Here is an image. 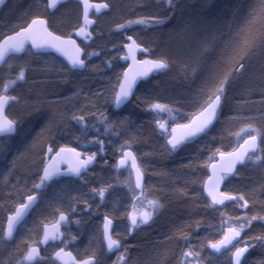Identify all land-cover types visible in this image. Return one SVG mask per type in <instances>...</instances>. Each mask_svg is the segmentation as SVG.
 <instances>
[{"label":"trees","instance_id":"obj_1","mask_svg":"<svg viewBox=\"0 0 264 264\" xmlns=\"http://www.w3.org/2000/svg\"><path fill=\"white\" fill-rule=\"evenodd\" d=\"M161 1L165 4H161ZM127 2L129 0L121 1L120 6L126 7ZM185 2L186 0H173L170 5L168 0H156V4H159V13L153 17H158L163 23L144 24L146 30L138 35L139 40L135 39L149 47L152 56L166 59L169 68L141 81L131 99L121 108H114L113 98L125 67L121 60L123 44L126 35H133L132 29L137 27L121 23L112 15L99 20L98 18L106 13H93L94 18L91 15L90 19L94 21L96 17L98 18L88 26L92 29L91 43L81 44L77 35L78 28L70 29L84 22L81 4L75 1L74 5L71 4L73 6L72 10L70 8L71 13L68 14L70 21L66 22V25L71 22L74 25L70 27L65 25V28L69 29V34L61 35L72 36L80 43L84 51L85 67L73 68L59 55L35 51L31 47H27L20 54L12 55L21 60L18 71L25 70V80L27 71L31 69L29 63L36 61L42 63L44 66L42 70L48 73L42 74L44 75L42 77L50 76L48 78L50 88L45 91L38 84L31 88L32 92L28 90V95L34 96L30 97L31 100L38 101L32 108H27L22 103L23 99L19 92L9 89L10 94L19 98L17 104L23 107L20 112H16L11 108L15 102L9 104L7 115L17 121L16 131L13 135L0 137V264H18L26 249L38 242L42 224L52 220L57 209L73 214L85 203L87 195L93 192L84 190L87 188L84 183L85 177L93 168L84 173L82 178L59 177L44 183L39 190L33 187L34 184L40 183L49 146L53 150L61 145H68L84 153L95 152L96 161L97 158L102 159L112 170L116 158L122 152V145L136 153L148 176L147 185L150 189L155 188L154 195L160 199L164 196L166 206V200H173L176 203V214L173 217L161 216L143 230L145 236L151 238V245L147 249V261H150L148 264H178L182 253L189 247L208 255L209 242L216 241L224 234L222 220L231 218L232 224L238 217L251 219L253 215L264 216V166L257 168V171L256 167L253 169L248 167L244 169L245 171L239 172L236 179L230 175L223 183L224 191L235 196L244 195L249 201L248 208L240 206L243 201H231L221 206L210 207L211 203L203 193V181L208 173V164L215 159L217 149L227 151L234 148L246 136L242 134L237 137L235 134L249 123L259 127L258 119L264 118V54H261L260 49L243 61L244 71L227 86L226 97L222 101L218 118L204 133L172 151L168 147L166 135L156 123L157 120L166 123L168 131L170 125L187 120L200 109L203 99L206 98L201 96V90L205 88L209 77L215 71L214 65L220 61L221 53L233 43V38L238 43L240 40L238 33L242 29H246L250 35H258L264 31V0H204V6L206 8L209 6L210 10H203L200 16L189 15L188 19L184 20L185 28L193 29L191 38L187 41L182 38L181 51L173 49L172 52L175 45H168L163 40L170 38L169 29L176 19L175 14L180 13L183 7L191 9L190 12L200 13L199 2L191 0L186 6ZM26 3L29 4V8L20 9V16H18L20 13L8 14L0 22V39L25 26L34 16L47 17L48 26L54 29L50 23L51 14L45 7V0H26ZM170 17L171 19L166 22ZM253 17L254 22L249 23ZM198 21L200 33L196 31ZM121 24L126 27L119 29L118 25ZM194 42L195 44H192ZM170 52L173 57L168 55ZM194 68L202 69L199 71L200 84L196 87L189 81ZM51 69L54 73L48 72ZM3 82L0 75V89L3 88ZM41 90L43 92H40ZM155 103L168 105L172 111H153L149 106ZM74 115L85 117L83 128L72 119ZM103 117H107V124L112 125L111 128H106V124L102 122ZM95 141H103V152L100 151V144ZM113 143L116 145L115 148ZM156 149L158 153L164 149L165 160L151 163L147 160V153ZM254 179L255 189L249 188L248 183ZM31 194H37L38 199L31 209L32 213L23 220L22 224L27 225L26 232L20 234L16 232L12 238L5 239L8 215ZM80 210L83 212L80 220L86 224L88 216L85 214V206L78 212ZM221 212L224 213L223 216ZM165 218L168 219L166 223ZM227 226L230 225L224 227ZM251 226L256 230L257 227L261 229L249 236L250 226H246L241 233L239 246H244L245 243L250 245L244 256L246 261L251 252L258 251L254 263L249 264H264V241L255 239L264 236V221H252ZM137 231L133 230L127 234L126 239L123 237V241L125 239L133 244L127 247L130 255L135 245L134 236L139 234ZM97 247L99 250L91 254L102 257L101 242ZM195 262L193 261V264H196ZM208 263L232 264L229 256L223 262ZM32 264L58 263L48 252H42Z\"/></svg>","mask_w":264,"mask_h":264},{"label":"snow or ice","instance_id":"obj_2","mask_svg":"<svg viewBox=\"0 0 264 264\" xmlns=\"http://www.w3.org/2000/svg\"><path fill=\"white\" fill-rule=\"evenodd\" d=\"M80 2L84 5V24L80 26L77 35H83L85 38L90 36L88 32V26L93 24L94 21L89 18V11L92 8H95L97 13L100 12L102 8H107L108 4H99L92 5L89 4V0H80ZM173 0H168V3L171 5ZM4 3V0H0V5ZM62 3V0H46L45 7L49 10L56 9L59 4ZM254 22V17L249 23ZM137 23V24H160L163 23L158 17H150V18H139L136 21H129V24ZM48 21L46 18H42L40 16L34 17L31 22L27 25V27H21L20 31L15 32L14 35L8 36L5 40L0 43V63H7V60L10 59V53H18L24 50L25 44L27 42H31L33 48L41 49L45 47L56 48L58 51L61 50L60 44H72L75 45V41L67 40L61 41L59 36H54L52 32L48 30ZM126 25L121 24L118 25L119 29L125 28ZM240 40L238 43L235 42V38H233V43H231L222 53L220 61L214 65L215 71L209 77L208 82L206 83L205 88L201 90V96L206 97L203 99V103L200 106L198 113L193 115L191 122L189 124H178L177 127L182 129H187L183 135L177 137L174 133L176 132V128L172 129L173 135L167 137V126L166 123H161L160 120H157L156 123L158 127L161 129L162 133H164L167 137V144L170 145L172 151H175L182 143H184L187 139L191 137H195L200 133H204L210 125L213 124V121L218 118V112L222 106V101L226 97V90L229 83L237 76H239L245 69V61L249 58L257 49H260L261 54H264V31L260 32L258 35H250L246 29H242L240 33H238ZM127 39L131 41V44H126L125 47L128 48L129 54L135 59V52L139 51H148L146 48H141L136 40L133 39L132 36H128ZM77 53H79L80 49H76ZM127 56L122 57V59H127ZM73 67H85L84 60L80 59L77 55L74 59L71 60ZM138 63L146 65L147 67L137 73L136 76H132L129 78L128 73L125 72V79L120 81L119 83V91L115 95V104L119 107L124 101L128 99L130 94L132 93L133 85L136 83L137 76L147 77L151 72H160L169 68V63L166 59L160 58L155 60H145L139 61ZM110 66V65H109ZM186 71V69H185ZM195 72L196 69L194 68ZM25 80V70L20 69V71L16 74L15 79H9L3 85V88L0 89V137L5 135H12L16 131L17 121L13 119H9L6 114V106L10 102H19V98L16 96L8 95L9 89L14 87L18 82ZM151 110L157 112H165L172 111L168 105L155 103L149 106ZM101 116L103 114L101 113ZM73 120L77 121L82 128L85 126V117L83 115L73 116ZM103 123L106 124V128H111L112 125L107 124V117H103ZM247 135V139H244L243 143L239 145L238 148L234 149L232 152L225 153L217 149L219 155L223 158L224 156L231 157L226 166L222 167L220 171L224 173V175H219L217 177L216 183L213 189H209L205 186V191L208 193V196L211 197V205L210 207H214L216 205H224L225 201H243V204L240 205L243 208L249 207V201L245 198L244 195H230L226 192L219 191V183L220 181L226 179L228 174H232L237 164H246L248 161H252L253 163H258L261 166H264V149H261L260 142L261 141V132L251 123L246 124L243 128L240 129L235 135L240 137L241 134ZM100 144V151H104L103 141H95ZM127 144V142H125ZM130 147V145H129ZM48 153L53 152V148L51 146L47 149ZM121 151L123 155L119 160L117 168L123 167L128 159L132 161V167L136 172V188L140 189V199L144 200L145 203L142 205L146 210L143 212H134L129 215V219L131 221V228L129 231L134 230L139 227L141 224H148L153 216L157 213L159 208L161 207L159 201L154 199H148L145 197L144 193V185L142 183L143 180V171L141 167L137 164L136 157L133 153L125 148L124 145L121 146ZM63 153H72L76 159L75 166H69V173L71 175H75L77 177L82 178V173L86 172L88 166L93 163L96 158L97 153L93 152L91 155H88L86 158L81 159V153L77 152L75 148H65L61 147L58 152L55 153V156L50 158V163L47 164L44 168V174L40 178V183L34 184L33 187L37 190L41 189L44 186L45 181L50 180L53 176L60 174V170L58 167V163L60 159H63ZM260 153V154H257ZM212 157H209L211 160ZM215 167L214 165L212 166ZM214 175L216 173L214 172ZM211 179V177L209 178ZM107 187L95 189L92 191L100 196L103 200ZM37 195H28L27 201L24 203H20L15 212L9 214L8 216V227L5 231V239H10L13 236V233L16 229V225H18L24 216L27 214V211L33 207L35 202L37 201ZM137 197L134 195V200ZM86 203V202H85ZM75 209H73L74 211ZM59 211V209H57ZM223 216L224 213L221 212ZM230 219L222 220V231L223 236L220 240L215 243L209 242V247L212 248L215 252L219 253L222 249H227L231 251V248H235L233 253V264H243V257L245 253L248 251L250 245L245 243L244 246H239L238 238L241 237V233L246 226H250L252 221L255 220H264V216L253 215L251 219H247V217L236 218V222L230 224ZM68 220L67 215L64 212H60L59 220L56 221L52 228L54 231L50 234L48 231V225L45 224V232L44 238L40 241V243H47L49 240L59 239L62 233H60V224L62 222H66ZM112 225V220L105 217V225H104V238L107 244V249L109 252L114 250H119L121 245L117 239H114L110 234V227ZM227 226L226 228L224 227ZM187 239V237H184ZM258 241H264V236H258L255 238ZM235 242V243H234ZM63 249L60 252H57V257L60 256ZM39 256V251L34 246H29V250L26 255L23 256L21 261H18V264H23V261H33ZM200 253L192 249L191 247L187 248L182 253V258L178 262V264H193V261H196L198 264V258ZM119 264H127L126 260V252L121 253L118 256ZM82 264H98L95 254L91 255L88 259L84 260Z\"/></svg>","mask_w":264,"mask_h":264},{"label":"rangeland","instance_id":"obj_3","mask_svg":"<svg viewBox=\"0 0 264 264\" xmlns=\"http://www.w3.org/2000/svg\"><path fill=\"white\" fill-rule=\"evenodd\" d=\"M99 1H106V3L108 5L110 3V10L108 9L109 11L108 12L106 11L105 12L106 14L101 16V18L96 17V19H94V21H96L97 18L99 20H101L105 16L109 17L112 15V17H116V19L118 18V20L121 23H125V24L128 23L129 24V21H135L134 19H137V18H140L143 16L153 17L159 13V9H158L159 4H156V0H129V2H127V4H125L126 7L120 6V2L123 0H110V1L109 0H99ZM190 1L191 0H186L184 5L185 6L188 5V3ZM196 2H199L200 13L190 12L191 9H189V8L187 9L186 7H183L181 10L182 12L180 11V13L175 14V15H177L176 19L173 22V25L171 26V28L169 29V32H171L170 38H169V40L167 38L163 40L166 44L168 43V45H171V44L175 45L172 48V52H173V49L174 50L177 49V50L181 51L180 40L182 38H185L186 41L191 38L190 35H191V32L193 31V29L188 30L187 28H185V21L184 20H187L189 15L196 14L197 16H200L202 14L203 10H210L209 6L207 8H206V6H204L205 5L204 0H196ZM183 3H184V1H183ZM161 4H165V3L163 1H161ZM213 4H215V3L213 2ZM214 6L216 7V5H214ZM1 8H2V10L0 11V22L8 14L11 15L12 13H16L18 15V13H20V11H21L20 9L25 10V9L29 8V4L26 3V0H4V3L1 5ZM70 8L72 10L73 6L71 5V3L66 1L63 4H61L60 6H58L54 12L50 13L51 14L49 16L51 19L50 23H51L52 27L54 28V29H51V28L50 29L53 32H56L55 31V29H56L57 31L59 30L58 31L59 33L56 32L57 34H60V35H61V33L62 34H69V32H68L69 29L65 28V25H66V22L70 21V18L68 17V14L71 13ZM107 14H109V15L107 16ZM20 15H21V13L18 16H20ZM115 15H117V16H115ZM92 17L94 18L93 15H92ZM44 18H46V20H47V17H44ZM89 18H90V16H89ZM170 19H171V17L166 19V22ZM198 19H200V18H198ZM70 24L66 25V26L70 27V26L74 25V23L71 25ZM83 24H84V22H81L78 25L76 24V25L70 27V29L71 28L72 29L78 28V31H79L80 26ZM130 26L137 27V28L132 29V31L134 32V34L132 36L134 38H136L137 40H139L138 35L146 30V26L144 24H137V23H131ZM196 27L198 28L196 31L198 33H200L199 21H198V25ZM87 30L90 33V36L88 38H85L83 35H78L79 42H81V44H90L91 43L92 34H91L90 30H92V29H90V27H88ZM132 31H130V33H132ZM64 36H66V35H64ZM67 36H69V35H67ZM190 43H191V41H190ZM192 44H195V42ZM147 48L150 49L149 47H147ZM158 50H160V49L158 48ZM147 55L150 56V53H148ZM168 55L170 57L174 56L171 52L168 53ZM90 56H92V53L90 54ZM24 58H26V56ZM47 58H49V56ZM47 58H45V59H47ZM17 59H18V57H12L11 56L10 59L7 60V63H3V65L0 67L1 80L4 81L3 85L9 79H15L16 74L19 72L18 71V69H19L18 65H20L21 60L19 61ZM36 59H38V58H36ZM24 62H27V61H24ZM29 64L31 65V69L27 71L26 80L18 82L14 87H12V89L16 90L17 93L19 92V94H21L22 99H23L22 103H24V105H26L27 108H32L33 106H36L35 103H37L38 101H32L31 100L30 97H32L33 95H28V90L30 92H32L31 88L34 86L36 87L39 84V86H42L44 88V90L46 91L48 88H50V83L48 81V78L50 76H46L45 78L42 77V76H44L42 74H48V73L46 71L42 70V69H44V66L39 61L32 62ZM32 67H34V68H32ZM201 70H202L201 68H200V70H199V68H197L196 71L195 72L193 71L192 72L193 74H191L189 76V81L191 83L195 84V87L200 84L199 71H201ZM164 71L165 70H163L161 72H164ZM48 72L54 73V70L51 69ZM154 75H156V74H154ZM168 83H171V81H168ZM116 90H117V88H116ZM116 90H115V92H116ZM40 92H43V91L41 90ZM77 96H78V94H76L75 100H77ZM17 103L18 102H15L14 104H12L11 108H12V110H15L16 112H20L23 106L21 104H17ZM254 126L262 134L261 141H259V142H260L261 149H264V118H263V120L258 119V126L259 127H257L256 125H254ZM109 143L111 144L112 141H110ZM112 145H113V148L116 147V145L114 143ZM113 148L111 149L112 153L114 151ZM164 152H165L164 149H162V152H159V153L157 152V149L154 151L152 150V151L147 153L148 154L147 160H150L151 163H155L158 161L165 160L166 156L164 155ZM257 154H260V153H257ZM247 163H248V166L251 167V169L256 167L255 168L256 171L262 167L260 164L253 163L252 161H248ZM148 166L150 168V165H148ZM243 167L247 168L245 165L240 167V169L230 177L233 179H236L238 177V175L240 174L239 172H241ZM92 168L93 169L89 172L90 176H95L97 178V180L99 179L103 182L108 181V183L113 184L112 187L118 188L117 191H115V192L112 191L111 193H108L105 195V203L103 204L102 211L107 210V212L110 213L111 217H113L114 214L118 213V210L122 211L123 208H124V211L126 214L130 211V209H132L133 212H143L146 210L142 206L145 203V201L140 199V191H139V189L136 188L135 182H134L133 177L130 174L129 170H123L120 174L113 173V170L109 166L105 165L102 159H98L95 162V166H93ZM145 168L149 170L148 167L145 166ZM89 175L87 174V176H89ZM149 176L151 178L150 174H149ZM96 187H97V185H96ZM248 187L255 189V179L251 180L248 183ZM144 190H146V189H144ZM144 193H145L146 198L152 199L151 195L148 193V190H146ZM134 195L137 197L136 200H134ZM154 197H156V195ZM163 198H164V196H163ZM163 198L160 199L159 196L156 198H153L154 200L159 201V203L161 205V207L157 211L158 216L161 213L160 217L161 216H163V217L168 216L169 218L173 217V215L176 214L175 213L176 203L173 200H171V201L166 200L167 206H168L167 207L165 204L166 198L165 199H163ZM160 200L163 203H161ZM119 202H120V204H118ZM162 207H163V211H162ZM155 215L153 216V219L148 224H141L139 227L135 228V230H138L137 234H138V232H139V234L134 236L136 239L134 241L135 245L132 248V254L131 255L129 254L130 252H129L127 247L129 245H133V244H132V242H130V241L128 242L127 240H125L126 235H127V231L129 230V227H131V225H130L131 223H125L123 221H118V223L115 227V233L119 237H121L120 239L123 242L124 252H126L127 264H148V263H150V261L149 262L147 261V256H148L147 255V249H149V246L151 245L150 244L151 238L146 237L145 236L146 233L143 232V230L146 229L152 223ZM166 219L167 218H165V221H164L165 223L168 220V219L167 220ZM87 221H88V223H87V226L85 229L86 235H85V238L83 241L79 242L77 237L75 236V234H73V232H70L69 234L66 235V236L69 235L68 237H66V240L71 242L72 248L75 251L79 252L80 254H82L83 252L92 253L95 250H99L97 245H99V242H101V220L98 217L97 218L93 217L92 220L89 221V219H87L85 222H87ZM129 222H131V221L129 220ZM259 229H261V227H257V230H259ZM80 230H82V229H80ZM257 230L254 229V227H252L250 225L249 233H248L249 236L254 234V232ZM81 234H82V232H81ZM123 237L125 238L124 241H123ZM84 248H85V250H84ZM44 251L50 252L51 247H49V246L46 247ZM234 251H235V249H232L231 251L224 252L220 255H215V254H212L209 252H208L209 254L207 255L204 252H201V253L199 252L200 256L198 258V262L200 264H206V263L209 264L208 262H213V261L214 262H223L224 259L226 260V258L229 256L231 263L233 264V253H234ZM255 252L250 253V256H249L247 261L245 260V257H243V264L254 263V260L257 258L258 251H255ZM119 255L120 254H117V256L113 257V259H111L110 261L106 260L104 255H103L101 258L98 259V264H117V263H119L118 262V256ZM230 255H231V257H230ZM129 256L131 258H129Z\"/></svg>","mask_w":264,"mask_h":264},{"label":"water","instance_id":"obj_4","mask_svg":"<svg viewBox=\"0 0 264 264\" xmlns=\"http://www.w3.org/2000/svg\"><path fill=\"white\" fill-rule=\"evenodd\" d=\"M62 1H64V0H62ZM78 1L80 2V0H78ZM80 3H81V2H80ZM105 3H106L105 1H94V0H89V4H92V5H99V4H105ZM106 4H107V3H106ZM81 6H82V12H83V15H84V5L81 3ZM108 7H109V6H108ZM108 7H107V8H102V9L100 10V12H102V11L108 9ZM52 10H54V9H52ZM91 11H95V8L90 9L89 13H90ZM95 12H96V11H95ZM35 17H37V16H35ZM40 17H42V16H40ZM33 18H34V17H33ZM33 18H31V19L29 20V22H28L25 26H23V27H27V25L31 22V20H32ZM42 18H43V17H42ZM20 29H21V28H19V29L15 30V31H13V32H11V33H8V34H6L5 36H3V37L0 39V43H2V42L5 40L6 37L11 36V35H14L15 32L20 31ZM48 30H49L50 32H52L54 36H59V37L61 38V41H67V40H73V41H75V45H72V44H60V48H61V50L58 51L56 48H50V47H45V48H41V49L33 48L32 45H31V42L29 41V42H27V43L25 44V48H24V50H25L28 46H30L32 49H34V50H36V51H41V52H47V51H49V52H53V53H55V54L61 56V57H62V58H63V59H64V60H65L70 66H71V67H73V65H72V63H71V60L74 59L77 55L79 56L80 59L83 60V49H82V47L78 44V42H77V40H76L75 38H73V37H64V36H61V35H59V34L54 33V32L51 31L49 28H48ZM129 36H130V35H129ZM133 39H134V38H133ZM126 44H131V41L128 40V42H127ZM126 44H125V45H126ZM125 45H124V49H125L126 54L123 55L122 57L127 56L128 58L126 59L127 64H126V67L124 68V71H123V73H122V76H121V78H120V81H122V80L125 79V76H124V73H125V72H127L129 78H131L132 76H136L137 73H139L140 71H143V70L147 67L146 65H143V64L138 63L139 61L155 60V59H157V58H150V57H144V58H141V59H140V58L137 57L138 52H140L139 50H137V51L135 52V59H133V57L129 54V50H128V48H126ZM139 45H140V44H139ZM140 47H141V48H144L142 45H140ZM77 48L80 49L79 53H77V51H76ZM24 50H23V51H24ZM23 51L18 52V53H10V56H11V55H14V54H20V53H22ZM123 60H125V59H123ZM1 64H2V63H0V65H1ZM73 68L81 69V68L78 67V66H77V67H73ZM153 73H155V71L149 73V75H148L147 77H140V76H137V78H136V83L133 85L132 93L130 94V96L128 97V99H127L126 101H124L119 107H117V105L115 104V95H116V93L119 91V85H118L117 90H116L115 95H114V100H113V102H114V108H120V107H122L123 105H125V104L131 99V97H132V95H133V93H134V91H135V88H136V86L138 85V83H140V81H142V80L148 78V77H149L151 74H153ZM120 81H119V83H120ZM8 95H12V94H8ZM12 96H14V95H12ZM9 104H10V103H9ZM9 104H8V105H9ZM8 105L6 106V109H7ZM6 109H5V111H6ZM198 111H199V110H198ZM198 111H197L196 113H198ZM196 113H194L193 115H195ZM193 115L189 118L188 121H186V122H184V123H174V124H172V125L169 127V136H168V137H170L171 135H173V133H172V129H173V128H176V132H175L174 134H175L177 137L183 135L186 131H188L187 129H182V128L177 127V125H178V124H189V123L191 122V119H192ZM7 116H8V115H7ZM8 117H9V116H8ZM9 119H11V118H9ZM214 122H215V120L213 121V124H214ZM213 124H212V125H213ZM212 125H210L209 128H210ZM209 128H208V129H209ZM200 134H202V133H200ZM198 135H199V134H198ZM198 135H197V136H198ZM195 137H196V136H195ZM192 138H194V137H191V138L187 139L186 141H188V140H190V139H192ZM245 139H247V137H246ZM186 141H185V142H186ZM243 141H244V140H243ZM243 141L240 142V143H239L234 149L238 148L239 145L243 143ZM169 146H170V145H169ZM61 147H65V148H74V147H72V146L62 145V146L58 147V148H57L55 151H53L52 153H48V151H46L47 161L45 162V164H44V166H43V168H42V171H41V177H42L43 174H44V168H45V166H46L47 164L50 163V158H51L52 156H55V153L58 152L59 149H60ZM47 149H48V148H47ZM75 149H76V148H75ZM234 149L229 150V151H222V152L229 153V152H232ZM127 150L131 151V152L133 153V155L136 157V155H135V153H134V151H133L132 149H127ZM76 151L81 153V159H84V158H86V157L88 156V154H87V155H83L82 151H80L79 149H76ZM61 155H62L63 159L58 158V160H59L58 167H59V170H60V174H57V175L53 176L50 180L45 181V182L48 183V182L52 181L53 179L58 178V177H61V176L77 177V176H75V175H71V174L69 173V166H70V165L75 166V164H76V159H75V157L73 156V154H72V153H63V154H61ZM122 155H123V153H122ZM121 157H122V156H121ZM121 157H119V158L117 159V165H118L119 160L121 159ZM230 159H231V157H228L227 155L224 156V157L222 158V157L219 155V152H218L217 155H216V158H215L213 161H211V162L209 163V165H208V173H207L206 178H205L204 181H203V193H204L205 197L208 199V201H209L210 203H211V197H209V196H208V193L205 191V186H207L209 189H213V188H214V185H215V183H216L217 177H218L219 175H224V173H222V172L220 171V169H221L222 167L226 166V164L228 163V161H229ZM136 160H137V159H136ZM94 163H95V160L93 161L92 164H90V165L88 166V168L92 167ZM137 164H138V163H137ZM213 165L215 166L214 168L212 167ZM240 165H241V164H237V165H236L235 169L233 170V173L235 172V170L237 169V167L240 166ZM124 166H125V165H124ZM124 166H123V167H124ZM120 168H122V167H120ZM134 171H135V170H134ZM214 172L216 173V175H214ZM84 173H85V172H84ZM82 174H83V173H82ZM135 175H136V172H135ZM210 177H211V179H209ZM142 182H143V180H142ZM223 182H224V180L220 181V183H219V191H220V192H225V191L222 189ZM226 193H228V194H230V195H234V194L229 193V192H226ZM31 195H36V194H31ZM26 201H27V197L25 198V201H24V202H26ZM229 202H231V201H225V203H229ZM216 206H221V205H216ZM15 209H16V208H15ZM29 210H30V209H29ZM29 210L27 211V213L29 212ZM14 212H15V210H14ZM26 215H27V214H26ZM26 215H25V216H26ZM59 215H60V214H59ZM59 215H58V217H57V219H56L55 221H53V222H51V223H47V225H48V231H49L50 234L54 231V229L52 228V225H54V224L56 223V221L59 220ZM8 216H9V215H8ZM25 216H24V217H25ZM105 217H106V216H105ZM107 217H108V216H107ZM108 218H110V217H108ZM110 219H111V218H110ZM111 220H112V219H111ZM104 225H105V218H104V220H103V239H104V242H105V244H106V241H105V238H104ZM16 226H17V225H16ZM44 226H45V225H44ZM44 226H43V232H42L41 238H40V240H39V244H38V245H33L34 247H36V248L38 249L39 253H40V251H41V246H45V245H47L48 243L55 242L56 240H58V239H56V240H49L47 243H40V241L44 238V232H45V227H44ZM112 226H113V221H112V225H111V227H110V234H111ZM7 227H8V217H7V220H6V228H5V231H6ZM60 233H61V231H60ZM221 238H222V236H221L220 238H218L216 241L220 240ZM59 239H60V238H59ZM239 239H240V237L238 238V240H239ZM216 241H214L213 243H215ZM234 243H235V242H234ZM106 247H107V244H106ZM28 250H29V249H28ZM60 250H61V248H60V249H57L56 251H54V252L52 253V258H53L54 260H56L58 263H60V264H82V262H83L84 260H86V259H88V258L90 257V256H86V257H83V258H76L75 255H74L70 250H64V249H63V252H61L60 256L57 257L56 253H57V252H60ZM225 250H227V249H222V251L219 252V253H222V252H224ZM209 251H210L211 253L219 254V253L215 252V251H214L212 248H210V247H209ZM27 252H28V251H27ZM34 260H35V259H34ZM34 260H33V261H34ZM33 261H25V262H26V263H31V262H33Z\"/></svg>","mask_w":264,"mask_h":264},{"label":"flooded vegetation","instance_id":"obj_5","mask_svg":"<svg viewBox=\"0 0 264 264\" xmlns=\"http://www.w3.org/2000/svg\"><path fill=\"white\" fill-rule=\"evenodd\" d=\"M74 1L75 0H67V2H69V3H71V4H73L74 3ZM64 2H66V1H64ZM64 2H62L61 4H63ZM61 4H59L58 6H60ZM45 5H46V0H45ZM57 6V7H58ZM109 7H110V5H109ZM0 9H2L1 7H0ZM47 9V8H46ZM57 9V8H56ZM56 9H54V10H49V9H47V12H49V13H52V12H54ZM109 9V8H108ZM108 9L107 10H105V11H103V12H101V13H105L106 11H108ZM92 13H95V12H92ZM91 13V14H92ZM129 34H127L126 35V38H125V42H124V44H123V46L125 45V43L127 42V36H128ZM140 55H142V54H140ZM139 55V56H140ZM124 63H126V62H124ZM190 118V117H189ZM188 118V119H189ZM187 119V120H188ZM187 120H185V121H187ZM167 141V140H166ZM97 157V156H96ZM99 158H97V160H98ZM117 159H118V157L116 158V161H115V163H114V170H113V173H116V174H120L123 170H129V172H130V174L132 175V177H133V180H134V182H135V185H136V176H135V172H134V169H133V167H132V161H131V159H128L127 160V162H126V164H125V166L124 167H122V168H117ZM137 160H138V164H139V166L141 167V169H142V171H143V185H144V189H146V190H148V193L151 195V197H152V199L153 198H155L154 196V194H155V191H153L154 189H150V187L147 185V182H146V174H145V171L143 170V168H142V164H141V162H140V160H139V158H138V156H137ZM92 168V167H91ZM90 168V169H91ZM86 179V181L84 182L85 183V186H87V188H85L84 190L86 191V192H91L92 191V189L93 188H95V189H100V188H104V187H107L108 185H111V187H108V190L106 191V193H105V195L106 194H108V193H111L112 191L113 192H115V191H117V187H112L113 186V184L112 183H108V181H105V182H103V181H101V180H97V178L95 177V176H88V177H85ZM121 182V181H120ZM96 185H97V187H96ZM113 188V189H112ZM146 190H144V192L146 191ZM139 191H141L140 189H139ZM95 194V195H94ZM93 195V196H92ZM151 199V198H150ZM85 202L86 203H83L81 206H80V208L81 207H83V206H85V208H86V212H85V214L87 213V216H88V219H89V221L90 220H92V218L94 217V218H99L100 220H101V244H102V248H101V250H102V254L104 255V257H105V259L106 260H111V259H113V257H115V256H117V254H121V253H123L124 252V245H123V242H122V240L120 239L121 237H119L116 233H115V227H116V225H117V223H118V221H123V222H125V223H131V222H129V215L130 214H133L134 212L132 211V209H130V211L126 214L125 213V211H124V208H123V210L122 211H119L118 210V213H116V214H114L113 215V217H111V215H110V213L109 212H107V210H105V211H102V207H103V204L105 203V196H104V198H103V200L100 198V196L99 195H97L96 193H94V192H92L91 194H89V195H87V198H86V200H85ZM36 203V202H35ZM118 204H120V202L118 203ZM35 205V204H34ZM33 205V206H34ZM80 208H78V209H76L75 211H74V213L72 214H67V213H65L66 215H67V217H68V220L66 221V222H62L61 224H60V231H61V233H62V235L60 236V239H58V240H56L55 242H51V243H48L47 245H45V246H41V251H40V253H39V256H40V254L42 253V252H45L44 250H45V248L46 247H51V251L50 252H48L49 254H50V256H51V258H52V253L54 252V251H56L57 249H64V250H70L74 255H75V257L76 258H83V257H86V256H91V255H93V254H91V253H86V252H83L82 254H80L79 252H77V251H75L73 248H72V246H71V242H69V241H67L66 240V237H68V236H66L67 234H69L70 232H73V234H75V236L77 237V239H78V241L79 242H81V241H83L84 240V238H85V232H86V226H87V223H88V221H87V223L86 224H84V222L83 221H81L80 220V218L82 217V214H83V212L80 210L79 212H78V210L80 209ZM32 209V208H31ZM31 209L29 210V212L27 213V215H29V214H31L32 213V211H31ZM14 212V211H13ZM60 212H63V211H57V213L55 214V216H54V218L52 219V220H50L49 222H45V223H43L42 224V227H41V230H40V234H39V238H38V242L36 243V244H32V245H30V246H33V245H38L39 244V240H40V238H41V235H42V232H43V226L46 224V223H50V222H53V221H55L56 219H57V217H58V215L60 214ZM11 214V213H10ZM26 215V216H27ZM160 215H161V213H160ZM160 215L158 216V212H157V214L155 215V217H154V220L152 221V223L153 222H155L159 217H160ZM26 216L21 220V222L16 226V229H15V231H14V233H13V235L16 233V232H19V234H20V232H26V228H27V225H24V224H22L24 221V219L26 218ZM96 216V217H95ZM105 216H108V217H110L111 219H112V221H113V226H112V230H111V235H112V237L114 238V239H117L119 242H120V245H121V247H120V249L119 250H114V251H112V252H109L108 251V249H107V247H106V244H105V242H104V239H103V220H104V218H105ZM85 220V219H84ZM151 223V224H152ZM131 225V224H130ZM83 226V227H82ZM81 227V228H80ZM85 227V228H84ZM131 227H129V229H130ZM80 229H82V230H80ZM135 230V229H134ZM133 231V230H132ZM132 231H127V234H130ZM81 232H82V234H81ZM28 249H29V247L26 249V251H25V254L24 255H26V253H27V251H28ZM84 250H85V248H84ZM102 255V256H103ZM38 256V257H39ZM96 256V259H97V261H98V259H99V257L97 256V255H95ZM37 257V258H38ZM36 258V259H37ZM101 258V257H100ZM36 259L33 261V262H31V263H26L25 261H23L25 264H32V263H34L35 261H36ZM53 259V258H52ZM54 260V259H53ZM56 261V260H55ZM57 262V261H56ZM58 263V262H57ZM59 264V263H58ZM117 264H119V263H117ZM198 264H200L199 262H198Z\"/></svg>","mask_w":264,"mask_h":264},{"label":"bare ground","instance_id":"obj_6","mask_svg":"<svg viewBox=\"0 0 264 264\" xmlns=\"http://www.w3.org/2000/svg\"><path fill=\"white\" fill-rule=\"evenodd\" d=\"M118 85H119V83H118ZM117 87H118V86H117ZM217 153H218V152H217ZM217 153H216V155H217ZM215 158H216V157H215ZM213 160H214V159H213ZM213 160H212V161H213ZM210 162H211V161H210ZM244 165L247 166L248 163H246V164H244ZM248 167H249V166H247V168H248ZM247 168L243 167L241 171L243 172V171H245L244 169H247ZM18 205H19V204H18ZM18 205H17V206H18ZM17 206H16V207H17ZM16 207H15V208H16Z\"/></svg>","mask_w":264,"mask_h":264}]
</instances>
